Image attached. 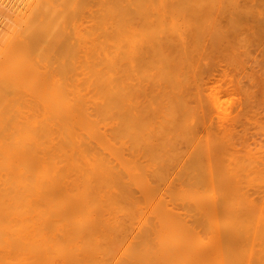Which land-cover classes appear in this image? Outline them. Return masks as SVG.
I'll return each mask as SVG.
<instances>
[{
    "label": "bare ground",
    "instance_id": "obj_1",
    "mask_svg": "<svg viewBox=\"0 0 264 264\" xmlns=\"http://www.w3.org/2000/svg\"><path fill=\"white\" fill-rule=\"evenodd\" d=\"M61 1L0 0V93H4L0 95V264H264V194H260L264 189L257 188L256 178L258 191L250 194L254 184L245 190L244 183L250 180L243 177L239 190H228V181L234 178L223 174L225 170L228 175L240 174L241 153H230L234 158L228 156L229 162L227 155L222 156L232 152L230 147L221 157L218 153V161L227 162L224 166L225 161L220 162V169L209 160L213 154L205 156V148L197 157L190 151L184 160V151L182 155L177 153L179 147L168 146L184 133L179 132L181 120L176 121L181 109L176 101L189 90L185 88L184 96L176 100L180 93L174 84L182 65L178 53L188 55L195 49L194 38L210 29H204L207 21L203 27L195 20L199 3L78 0L73 5L66 0L63 7ZM59 11L62 20L56 17ZM219 11L222 8L215 14ZM239 11L235 12L244 20L245 13ZM182 12L187 15L183 21ZM212 40L227 47L225 41L213 38L208 47L214 48ZM29 43L36 50L33 55L24 51L31 57L27 71L31 82L16 86L17 98H7L4 85L13 68L9 69L19 63L17 70L23 73L29 63L13 57ZM43 43L47 49H40ZM185 75L181 79L186 80ZM188 93L190 98L195 95ZM189 126L185 128L194 127ZM236 134L230 143L241 135ZM244 140L237 143L243 145ZM247 151L242 152L246 154L242 161L251 153ZM166 156L171 161L165 162ZM230 162L239 168L234 164L233 171ZM245 163L255 162L245 160L242 165L254 180L249 171L259 172L261 164L250 169ZM226 165L231 169H224ZM150 174L159 186L152 184ZM239 174L235 179L240 182ZM204 181L212 187L211 194L196 186ZM234 181L232 187L238 185ZM132 185L140 196L134 195ZM126 199L139 209L136 215L142 213L140 218L126 207Z\"/></svg>",
    "mask_w": 264,
    "mask_h": 264
},
{
    "label": "rangeland",
    "instance_id": "obj_2",
    "mask_svg": "<svg viewBox=\"0 0 264 264\" xmlns=\"http://www.w3.org/2000/svg\"><path fill=\"white\" fill-rule=\"evenodd\" d=\"M52 1L59 2L61 0H51V2ZM63 1H66V0H63ZM63 1H61V4L63 3L61 6H63V5L66 6L67 2H63ZM67 1H69V3H71L73 1L72 2L73 5L78 2V0H72V1L71 0H67ZM196 1H197V3H199L198 6L200 7L199 16H198V18L196 17V19H195L196 21H197V19L199 21V25L198 26H202V25H203V27L206 26V25H204V22L207 21V22H205V24H207V26L204 29H207L208 27L210 28V29H208V32H207V30H204L205 33L201 31L202 34H200V37L203 35V33L205 35L207 33H209V34L211 33L213 35V36L211 35L213 39H217V40L219 39L218 41H220V40L225 41L226 42L225 44H227V47H225L223 45L224 42H222V41H220V42H222V45H220L221 43H219V45H217L215 40H212L213 42L215 41V43L212 44V46L214 48L208 47V44H210V42H211L209 40L212 39V38H210L209 34H207L206 36L203 35L206 38L208 37L207 41H206V38L203 39V36L200 38L199 35H198L199 39H197V40H199V41L201 40V41L199 42V41H197L194 38L195 41H192V42H193V44L195 46V49H193L192 52H190L186 56L183 53L182 54L178 53L177 62H178L179 65L180 64H182V65L179 66L180 69L177 68V73L179 74V80L175 81V83L177 82V84L173 83L174 86H175V89H177V91L179 89V93H180L176 100L179 99L180 95L184 96V93H185L184 89L185 88L189 89L188 91H190L191 94L194 93L197 98L196 97L194 98L195 95H193V97L190 98L189 95H188L189 93L187 91V93H185V95L188 96V99H187V96L186 97L184 96V98H183L185 102H182L183 99H181V98H180L181 101L180 100L176 101L177 105L181 108V109L179 108L180 110L178 111V114L179 113L180 114H179V116L177 115V120L176 121L180 122L179 120H181L179 125L181 126V124H182L181 127L183 128V129L179 128L180 129L179 132L181 133V130H182L184 132L183 134L186 133L188 135L185 134L183 136L182 133H181V135L180 134L177 135L178 137L181 136L179 138L177 137L179 140L175 139L174 140L175 142L173 141L175 146L176 145L177 146L175 147L174 144H172V143H169V144H171V146L170 145H168V146L170 147V149H174V150L177 147H179L177 149H180V150H178V152L176 151L177 153H181V150L184 151L182 153L183 154L186 153L185 155H183L181 153L183 155L184 160L187 159L186 155H188L187 153H189L190 151H193L194 152L193 156H194V154H196V157H197V156H200V152L202 153L206 149L204 151L205 153L207 152V154H205V156L207 155V157H208V152L211 153V154H209V157H210V155L212 156V154H213V156L210 159L208 157V159L210 160L211 163H213L214 166L217 164V167H219L221 165L224 166V164L229 162L228 160L234 158V157L230 156L232 153H234V151L237 152V153H241L240 155L242 156V154H244L248 150L247 147L249 148V146L250 147L252 146L249 149V151H251L252 154L253 153H255V154L250 155L251 153H248L249 151H247V153L249 154L248 155L249 159H248V156H247V159L250 160V161L245 159L246 158V154H244V156L241 157L240 155L235 153L237 155L236 156L237 158L239 156H240L239 158H241V162L239 161L240 159L238 160V163L240 162V166L241 167L239 168L238 164L235 163L236 160H235V162H233V164H232V162H230L232 164V166H233V167L232 166L231 167L234 168L233 171L237 170V168H239V171L240 170L244 171V172L241 171L240 174H239V172H237V174H239L238 180H240V182L236 180L238 175L235 172H233V174H232L234 177H232V175H228L229 173H227L228 172L227 170H225L223 172V174L227 178L230 176L229 177L230 179H232V178L235 179L236 178L235 181L238 184V185L236 184L237 186H233L232 187V182L231 181H234V179L228 181V182H230L229 183L230 186H229L228 190H232V191L240 189L239 188V187H241L240 183H241V185L243 184L241 182V181H243V179H242L243 177H245L246 181L249 178L250 181L247 182L249 184L244 183V189H245L246 185L247 186L249 185L248 188H250L251 185L254 184L252 186V189H250L251 193L249 192L250 194H254L256 191H258V189L260 191L262 189H264V184H263V186H262V184H260V183L264 182V167H263L264 166L263 165L264 164V0H237V1L231 0V1H233L232 3H236V2H237V4L240 3L238 5L236 4L237 6L235 4H233L234 7H233V5H231L232 4L231 1L229 2L228 0H200V1L199 0H195V1L193 0L194 4H193V2H190V4L192 3L193 5L196 6V4H195ZM205 1H207L208 4L204 3ZM211 1H215V2L211 3ZM227 1L229 3H231V4L229 5V3ZM216 3H217V5H216ZM225 3H228L227 6L225 5ZM200 4H201V6H200ZM202 4H205V5H202ZM206 4L208 6H206ZM209 4H211V5H209ZM69 5H71V4H69ZM215 5L217 6V8L219 7V9L222 8V11H219V15L220 16L217 13L215 14V12H218L219 9H216L217 11L213 12V10L216 8ZM228 5H229V7H228ZM170 6H172V4ZM204 7H205V9H204ZM206 7L209 10L208 9L206 10ZM232 8L234 9V12L235 11H239V9H240L239 14L244 12L245 14L242 15L243 16L242 18H244V20L241 19V15L238 16V14H237L238 12L234 13V12L230 11V10H233ZM235 8H237V10ZM227 9H230V10L227 11ZM201 12H205V13L207 12V14L204 13L205 15H203V14H201ZM220 12H224L225 14L227 12H231V13H227L225 15L224 13H220ZM182 14L184 15L183 12H182ZM182 14L179 15V17L181 16V19L183 18L181 21L185 20L186 17H187V15H184L182 17ZM228 14L229 15L231 14L232 16L231 15L229 16ZM221 16H224L225 18L222 19ZM56 17H57L58 20H62V14H60V11H59V13L57 14ZM213 17L215 18V21H214ZM238 17H240L239 20H238ZM206 19H209V20H206ZM217 20L218 21L220 20V22H218V24L216 22ZM222 20H224V21L222 22ZM232 20H235V22L232 21ZM241 21L243 23H241ZM201 23H202V25H201ZM236 23H240L241 25L240 24H236ZM214 24H215V26H218V27L214 26L216 29L213 27ZM165 25L168 26V23H165ZM227 25L229 26V30L227 29V27H228ZM169 26H172V25H169ZM178 29H176L178 31L177 33H181V30H178ZM59 30L61 31L62 28H60ZM223 30L226 32V34H224L225 32H223ZM6 31H9V30H6ZM61 32H59V33H61ZM196 42H198V43H196ZM202 43H203L204 46H201ZM30 44L31 43H29L28 46L26 45L25 47L21 46L20 47L21 48L20 52L21 53L23 52L24 54L26 52V53H28V55H31L33 51L35 53L36 50L34 48L32 49V47L29 46ZM214 44H216V46ZM38 45H40V43ZM38 45H37V47H38ZM44 45H45V43L42 44L40 49L44 50V49L48 48V47H45ZM196 45L199 46V47H196ZM205 45H207L208 48H204V47H206ZM200 46H201L202 49L200 48ZM43 47H45V48H43ZM215 47H216V49H215ZM197 48L200 49V51H198ZM206 49H207V51L203 54V51L206 50ZM208 49H209V51H208ZM201 50H202V52H201ZM196 51H198V52H196ZM207 52H208V54H206ZM21 53H19L18 55L16 54L15 57H13V60H15L16 58H20L21 57L19 59V61H21V59H22L23 61L27 60L29 62L31 57H29L27 54H25V56H24L23 53L22 54ZM191 53H192V55H195V53H196V55L194 56L195 58H193ZM175 54L177 55V53H175ZM22 55L24 56V58H22ZM26 55L29 57V59L26 58L27 57ZM179 55H180V58H178ZM181 55H183V56H181ZM16 60H18V59H16ZM28 65H30V62L27 64V66ZM15 66H16V68H14ZM15 66L14 67L12 66L9 69V70H11L13 68V70L11 72L9 71L10 74L8 76H6V82L7 83L5 82V85H4L5 86V90H6L5 93L7 92L6 96H7V98H10V99L17 98V95L15 93V92H17L16 88L21 83L25 82V84L26 83L29 84L31 82L29 80L30 79V77H29L30 75L27 72L28 68H31V67L28 66L27 70H23L24 72L21 73V71H18V70H20V64L19 63H18V65L15 64ZM18 67H19V69L17 70ZM182 67H183V69H182ZM186 68L189 69V70L191 69V71L193 70V72H188L189 70H184ZM5 69H6V67H4V70ZM179 70H181L180 73H179ZM183 70H184V72L185 71L187 72L188 78L183 72V74L186 76V80L187 81L190 79L189 78L190 76L193 77V79H191L194 82L193 83L194 85H192V87H190L191 84H192L191 81L187 82L186 80H183L184 78L181 79L182 76L184 77V75L182 74ZM16 72H18L19 74H16ZM25 72H27V73H25ZM13 73H15V74H13ZM190 73H191V75L189 76ZM23 75H24V77H23ZM11 79L13 81H11ZM190 82H191V84H189ZM183 83H184V86H183ZM13 86L15 88H13ZM9 88H11V89H9ZM13 90H14V92H13ZM12 92L14 93V95L12 94ZM199 93H201V94H199ZM3 94L0 93V95H2L1 97L4 96ZM8 94H10V95H8ZM200 96L201 97L203 96V97L199 98ZM188 100H191V102L188 101ZM178 102H180V103H178ZM188 103L191 104V105L189 106ZM186 104H187V106H186ZM181 106H184V108L181 107ZM186 107H188V108H186ZM185 108H186L187 111L184 110ZM194 109H195L196 112L193 113L192 110H194ZM184 111H186L187 113H190L192 111L189 114L191 116V118L189 117V115L187 113H184ZM181 113H182V116H181ZM185 114L188 115L189 118ZM183 115H185V116H183ZM185 119H187V123H185L186 122ZM192 119H193V121H192ZM194 120H196V121H194ZM189 125L191 127L194 126V127L191 128L192 130L194 128V131H192L190 128L186 129L187 126H189ZM196 125L199 126L197 129H196V127H197ZM178 126L176 125L174 128H178ZM184 128H185V130H184ZM189 129L191 130L190 134L188 133V132H190ZM177 131H178V129H177ZM195 131H196V135L194 134ZM219 131L222 132V133L224 132V134H223L224 137L221 136L222 134ZM231 131L232 132L234 131V132L232 133ZM226 132H227V134L229 133L231 135L232 134L235 135V132H237V134L238 133L239 134L238 135L236 134L237 135L236 137H238L241 134L240 137H241L242 140H244V137H245L246 140H244L242 142L243 145L245 146V148L241 149V147H244V146L240 145L241 143L240 144L237 143V142H241L242 141L241 139H240L241 141H238V139L240 137L236 138L235 142L231 141L232 143H230L229 140H231V138L233 139V135L232 136L229 135V134L225 135ZM219 133H220V135H219ZM216 135H218L219 138ZM191 136H193V138H195V139H192L193 141L191 140ZM182 137H188V138H182ZM189 137H190V139H189ZM199 137L200 138L202 137L201 140L199 139ZM227 137L230 138V139H228ZM180 138H182V140ZM234 138H235V136H234ZM186 139H189L191 142L188 141V140L186 141ZM203 139H206L205 140L206 143L205 142L203 143V141H202ZM197 140H198V142L196 143ZM179 141H180V143H179ZM209 141H210V144H209ZM245 141H247V144L249 146L245 145V143H244ZM192 142H194V143H192ZM199 142L201 143V145H200ZM221 142L222 143L224 142V143L221 144ZM226 143H228L229 145L226 144ZM187 144H188V147H186ZM189 144H191V145H189ZM203 144H205V145L207 144V145L205 146ZM215 144L216 145L220 144V148H223V150L220 149V148L216 149L219 146L218 145L216 146ZM194 145L197 146V147H194ZM209 145H212V146L209 147ZM213 145L216 146V147H214ZM173 146H174V148H172ZM221 146H223V147H221ZM231 146H233V148ZM229 147H230V150L232 152H230V151L229 152H225L224 153L225 155L222 156L223 158H226V155H227V157L230 156V159L228 157V159H226L227 160V162H226V160H224L222 158L220 159V157L223 154L222 152L226 151V148L228 149ZM213 148H215V149H213ZM209 149H212V151L209 150ZM219 150H221V151H219ZM252 150H254V152ZM259 150H261V151H259ZM242 152H244V153H242ZM218 153H221V154H219L220 155L219 159L223 160V161H218V159H217L218 158ZM235 154L233 156H235ZM243 157H245L244 161L246 160L249 163L250 162H255V165H256V163L259 161L258 163L261 164V166H260L257 163L258 167L255 166V165H249L250 169H251V167H252V169H258L259 166H260V168L262 167L261 168L262 170H259V172L257 171V173H256V170H254L253 173H250L252 170L249 171V174H251V176H253L252 174H255L254 175L255 176L254 180H252V177H250V175H248L247 170H249V169L244 170L245 168H242V167H244V166H242V165H244V161H242ZM168 158L169 157L166 156L165 162H166V160ZM215 158L217 159L216 161H215ZM251 159H254V160L251 161ZM167 161L169 162V161H171V159L167 160ZM224 161H225V163H222V164L220 163V162H224ZM219 163L221 165H219ZM231 164H229V165H231ZM234 164H236L238 167L236 165H234ZM246 165L248 166V163ZM249 166H248V168H249ZM231 167L230 166L227 167V165H226L224 167V169L225 168H230L231 169ZM235 167H237V168H235ZM219 168L223 169V167L222 168L219 167ZM220 169L217 171L218 172V176H220V171H221ZM243 173L244 174L246 173V174L244 175ZM169 174L170 175L167 174V179L171 178L172 170H171V172L169 171ZM150 176H151V174H150ZM151 178H152V184L154 183L155 184V185L153 184L154 186H159L158 185L159 182L157 181V178H154L152 176H151ZM256 178L258 179V181H260L259 184H258V187H257L258 189L255 188V185H257L255 183H258V182H256ZM226 181H227V179H226ZM235 181L233 182L234 184H235ZM197 182L199 183V180ZM204 183L206 184L205 181H204ZM205 184L204 185L197 184L196 186L199 185V190L200 191L202 190L201 192L208 194V193L211 192V188L212 187H210V186L208 187L207 184H206L207 190L208 191L210 190L208 192V191L205 190L206 187H202V186H205ZM134 186L138 187V185H136V184ZM132 187H133V185H132ZM260 187H262V188H260ZM203 188H204L205 192L203 191ZM208 188H210V189H208ZM248 188H247V190H248ZM253 188H255V189H253ZM134 190H135V188H134ZM138 190H139V187H138ZM237 193H239V192H237ZM257 193H259V192H257ZM133 194H134V192H133ZM136 194H137V196H140L141 192L136 191L134 195L136 196ZM232 194L233 193H231V196H232ZM234 194H235V191H234ZM260 194L263 195L264 191H263V193L260 192ZM254 196H256L257 198H261L262 197L261 195L259 196V194H255ZM127 200L128 199H126L125 202H124L126 207L128 209H130L131 213H135V216L139 215V214L136 215V213L139 212V209H136V208L134 209L133 204L131 203V201L129 200L130 202H128ZM141 215H142V213H140V215L137 216L136 219L140 218Z\"/></svg>",
    "mask_w": 264,
    "mask_h": 264
}]
</instances>
